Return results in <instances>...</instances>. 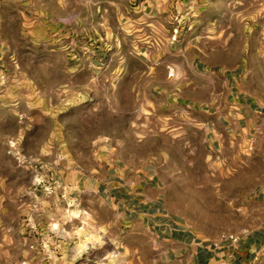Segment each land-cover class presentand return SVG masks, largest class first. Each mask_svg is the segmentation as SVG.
I'll return each instance as SVG.
<instances>
[{"label": "rangeland", "instance_id": "374dc122", "mask_svg": "<svg viewBox=\"0 0 264 264\" xmlns=\"http://www.w3.org/2000/svg\"><path fill=\"white\" fill-rule=\"evenodd\" d=\"M7 1L0 0V264H167L153 231L125 211L156 200L214 246L262 223L264 207L252 201L264 185V0L191 4L199 17L189 34L208 59L202 67L223 75L224 90L231 77L238 101L253 110L248 126L239 104L243 132L223 148L195 117L168 115L163 100L157 108L146 79L139 97L131 80L112 81L118 67L105 62L109 50L116 54L108 41H122L130 0ZM87 40L100 61L94 67ZM191 65L185 72L193 75Z\"/></svg>", "mask_w": 264, "mask_h": 264}, {"label": "crops", "instance_id": "0c3cea01", "mask_svg": "<svg viewBox=\"0 0 264 264\" xmlns=\"http://www.w3.org/2000/svg\"><path fill=\"white\" fill-rule=\"evenodd\" d=\"M196 1L130 0L121 17L122 41H108L109 46L115 45L116 54L109 50L105 62H108V67L111 62H116L113 68L118 67L115 69L118 74L111 76L113 82L117 80L120 86L123 81L131 80L132 92L139 97L142 92L139 83L146 79L148 96H152L151 100L157 108L163 100L168 107V115L181 114L186 119L195 117L209 131L213 128L214 140L219 141L223 148L222 145L228 140L235 143L239 133L243 132L236 125L240 102L230 83L231 77H227L229 82L225 81L228 86L224 90L221 86L223 75L215 72V75L207 74L202 67L207 66L208 62L206 49L189 34L194 26L193 18L199 17L191 5ZM92 45L93 42L87 40L84 52L90 67L100 62ZM186 62H192L193 75L185 72ZM152 66H157L156 72H152ZM165 67L172 68L171 74L166 69L159 71ZM153 89L157 90V94ZM240 107L247 114V125L253 124V110L245 108L243 104ZM262 186L256 188L255 195L259 198H254L252 202L264 207ZM125 209L126 212L133 211L137 225L153 231V247L167 264H175L174 259L184 260L187 264H264V216L260 217L262 223L257 228L247 229V234L242 238L237 241L228 238V244L214 246L192 237L191 230L179 226L177 219L171 218L165 206L157 200Z\"/></svg>", "mask_w": 264, "mask_h": 264}, {"label": "built area", "instance_id": "2783aa9c", "mask_svg": "<svg viewBox=\"0 0 264 264\" xmlns=\"http://www.w3.org/2000/svg\"><path fill=\"white\" fill-rule=\"evenodd\" d=\"M234 240L237 241L238 239L235 238Z\"/></svg>", "mask_w": 264, "mask_h": 264}, {"label": "bare ground", "instance_id": "6f19581e", "mask_svg": "<svg viewBox=\"0 0 264 264\" xmlns=\"http://www.w3.org/2000/svg\"><path fill=\"white\" fill-rule=\"evenodd\" d=\"M116 255V254H115ZM118 256H119V254H118Z\"/></svg>", "mask_w": 264, "mask_h": 264}]
</instances>
